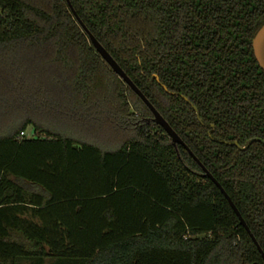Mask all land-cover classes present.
Returning <instances> with one entry per match:
<instances>
[{
    "label": "trees",
    "instance_id": "1",
    "mask_svg": "<svg viewBox=\"0 0 264 264\" xmlns=\"http://www.w3.org/2000/svg\"><path fill=\"white\" fill-rule=\"evenodd\" d=\"M263 25L264 0H0V264H264Z\"/></svg>",
    "mask_w": 264,
    "mask_h": 264
},
{
    "label": "water",
    "instance_id": "2",
    "mask_svg": "<svg viewBox=\"0 0 264 264\" xmlns=\"http://www.w3.org/2000/svg\"><path fill=\"white\" fill-rule=\"evenodd\" d=\"M74 14L75 11L73 10ZM76 18L80 22L83 29L87 32L89 35L90 41L97 51V53L101 56V58L109 65V67L112 69V71L119 76L123 82L131 88V90L138 95L142 101L146 104V106L150 109V111L153 114L152 121L156 125L162 127L166 134L170 137L172 143L174 146L182 145L185 148H187L181 138L176 134V132L170 127V125L166 122V120L160 115V113L153 107V105L148 101V99L143 95V93L138 89V87L132 82V80L127 76V74L122 70V68L117 64V62L112 58V56L105 50V48L95 39V37L87 30V28L84 26L82 21L78 18V16L75 14ZM253 50L255 58L259 64V66L264 71V25L257 31L254 39H253ZM200 120V118L198 117ZM236 146L237 143H235ZM192 154V153H191ZM195 160L199 163V161L195 158ZM201 166L204 176L206 178L211 179L216 186L221 190V192L224 194L225 198L230 203L231 207L237 214V216L240 219L241 224L246 228L247 231H249L248 227L246 226L243 218L241 217L240 213L236 209L235 205L231 201L230 197L226 194V192L222 189L221 185L214 179V177L199 163ZM254 243L257 245L259 252L262 254L263 260H264V253L261 250V248L256 243L255 239L252 237Z\"/></svg>",
    "mask_w": 264,
    "mask_h": 264
},
{
    "label": "built area",
    "instance_id": "3",
    "mask_svg": "<svg viewBox=\"0 0 264 264\" xmlns=\"http://www.w3.org/2000/svg\"><path fill=\"white\" fill-rule=\"evenodd\" d=\"M21 135L24 136V135H26V134H25V133H22Z\"/></svg>",
    "mask_w": 264,
    "mask_h": 264
}]
</instances>
